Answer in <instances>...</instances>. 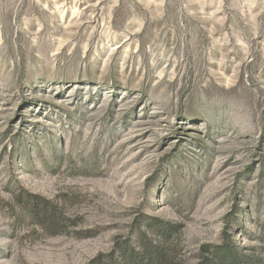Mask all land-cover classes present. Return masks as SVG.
I'll return each instance as SVG.
<instances>
[{
  "label": "rangeland",
  "instance_id": "1",
  "mask_svg": "<svg viewBox=\"0 0 264 264\" xmlns=\"http://www.w3.org/2000/svg\"><path fill=\"white\" fill-rule=\"evenodd\" d=\"M170 228L166 264L260 255L264 0H0V264H144Z\"/></svg>",
  "mask_w": 264,
  "mask_h": 264
},
{
  "label": "trees",
  "instance_id": "2",
  "mask_svg": "<svg viewBox=\"0 0 264 264\" xmlns=\"http://www.w3.org/2000/svg\"><path fill=\"white\" fill-rule=\"evenodd\" d=\"M27 201L24 208V217L28 221H33L36 225L41 228L53 229L60 226V216L57 210L50 209L48 206L43 205L37 198ZM176 228H170L169 231H163L159 238L161 242L159 245H155L146 251L142 252V260L144 264H166L165 258L166 242L167 238L171 236ZM261 250L260 255L253 252L248 255H242L236 253V249L228 243L221 246L220 248L209 251L213 261L210 264H264V237L260 239ZM112 262L116 260L111 259ZM209 264V263H208Z\"/></svg>",
  "mask_w": 264,
  "mask_h": 264
}]
</instances>
